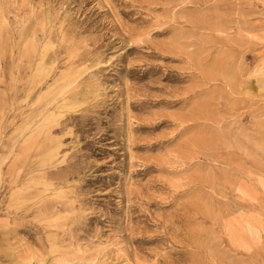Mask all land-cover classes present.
<instances>
[{
	"label": "rangeland",
	"instance_id": "rangeland-1",
	"mask_svg": "<svg viewBox=\"0 0 264 264\" xmlns=\"http://www.w3.org/2000/svg\"><path fill=\"white\" fill-rule=\"evenodd\" d=\"M0 264H264V0H0Z\"/></svg>",
	"mask_w": 264,
	"mask_h": 264
}]
</instances>
